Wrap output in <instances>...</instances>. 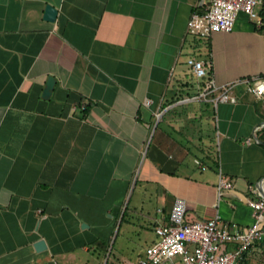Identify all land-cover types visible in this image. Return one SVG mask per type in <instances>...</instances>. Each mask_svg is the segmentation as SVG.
I'll return each instance as SVG.
<instances>
[{
    "label": "crops",
    "instance_id": "1",
    "mask_svg": "<svg viewBox=\"0 0 264 264\" xmlns=\"http://www.w3.org/2000/svg\"><path fill=\"white\" fill-rule=\"evenodd\" d=\"M208 2L0 0V264H103L123 223L138 243L111 264H138L178 196L192 219L253 222L264 27L242 11L229 31L193 33ZM209 79L220 88L204 95ZM223 85L233 98L214 101Z\"/></svg>",
    "mask_w": 264,
    "mask_h": 264
},
{
    "label": "built area",
    "instance_id": "2",
    "mask_svg": "<svg viewBox=\"0 0 264 264\" xmlns=\"http://www.w3.org/2000/svg\"><path fill=\"white\" fill-rule=\"evenodd\" d=\"M263 1L209 0L204 11L192 13L189 29L202 37L214 31H229L242 11L261 26L263 20L256 7ZM190 63L197 76L208 75V68L202 61L190 59ZM218 88L214 80L209 79L202 94L207 95ZM249 88L264 95V78L254 79ZM232 98L228 85H223L221 94L214 101ZM219 176L220 191L234 187L231 177L223 172ZM248 204L254 220L240 226L223 219L220 214L208 219H192L187 215V200L176 197L168 222L155 227L157 240L146 247L138 264H240L254 244L264 240V197L248 199Z\"/></svg>",
    "mask_w": 264,
    "mask_h": 264
},
{
    "label": "rangeland",
    "instance_id": "3",
    "mask_svg": "<svg viewBox=\"0 0 264 264\" xmlns=\"http://www.w3.org/2000/svg\"><path fill=\"white\" fill-rule=\"evenodd\" d=\"M262 5L256 7L257 11L260 12ZM144 240V238L142 237ZM133 242L138 243V235L127 228L126 224H118L114 230L112 240L109 242L106 257L103 264H111V262L118 259L122 261V253L126 252L129 247L132 246ZM123 251V252H122ZM247 264H264V242L257 243L252 249L246 254ZM244 264V263H241Z\"/></svg>",
    "mask_w": 264,
    "mask_h": 264
},
{
    "label": "water",
    "instance_id": "4",
    "mask_svg": "<svg viewBox=\"0 0 264 264\" xmlns=\"http://www.w3.org/2000/svg\"><path fill=\"white\" fill-rule=\"evenodd\" d=\"M56 15H57V9L52 5H48L46 9V17L53 20L54 18H56ZM55 83H56V76L50 75L47 79V83L44 88L43 97L47 98L51 95ZM258 186L260 188V194L264 197V178L260 180ZM35 246L37 247V249H44L46 248V241L44 239H39L35 242Z\"/></svg>",
    "mask_w": 264,
    "mask_h": 264
},
{
    "label": "trees",
    "instance_id": "5",
    "mask_svg": "<svg viewBox=\"0 0 264 264\" xmlns=\"http://www.w3.org/2000/svg\"><path fill=\"white\" fill-rule=\"evenodd\" d=\"M261 13H260V15H261V17H262V20H263V25H262V27H264V1H263V3H262V8H261V11H260ZM246 255H245V257L242 259V261H241V263H244V264H247L248 262L246 261ZM240 263V264H241Z\"/></svg>",
    "mask_w": 264,
    "mask_h": 264
}]
</instances>
